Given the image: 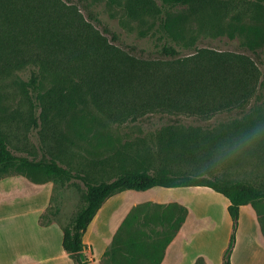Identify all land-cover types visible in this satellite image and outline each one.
<instances>
[{
    "label": "trees",
    "instance_id": "1",
    "mask_svg": "<svg viewBox=\"0 0 264 264\" xmlns=\"http://www.w3.org/2000/svg\"><path fill=\"white\" fill-rule=\"evenodd\" d=\"M159 1L180 5L189 0ZM93 20L99 22L64 0H0V81L16 85L32 105L28 112L0 117V174L27 167L61 184H84L83 205L63 229L62 246L76 264H87L81 257L84 236L112 196L157 186L208 187L229 200L232 234L223 264H232L242 206L256 210L264 233L259 210L264 176L253 180L237 171L240 178L233 177V168L242 165L264 170V113L248 112L261 84L259 66L250 56L212 49L181 57L169 45L161 49V58L137 56L134 47L118 44L117 33L106 25L100 30ZM25 69L31 71L29 82L17 77ZM88 104L109 124L133 123L154 114L168 116L169 122L141 143H127L105 158L75 166L53 157L30 159L11 149L17 118H27V125L39 120L55 136L63 119ZM234 110L242 117L204 124ZM182 116L204 125H187ZM137 206L105 253L108 263L161 264L187 219L186 207L178 203ZM142 213L144 226L152 228L149 233L139 231L144 228ZM135 223L138 227H131ZM159 226L163 231H156Z\"/></svg>",
    "mask_w": 264,
    "mask_h": 264
},
{
    "label": "rangeland",
    "instance_id": "2",
    "mask_svg": "<svg viewBox=\"0 0 264 264\" xmlns=\"http://www.w3.org/2000/svg\"><path fill=\"white\" fill-rule=\"evenodd\" d=\"M64 1L76 4L87 19L91 13L99 20H93L97 28L103 30L104 25L108 26L119 35L118 44L134 47L133 54L137 56L161 58L160 51L166 45L177 48L181 57L200 49L250 56L262 75L248 112L264 113V0H189L188 4L180 5H167L159 0ZM17 77L29 82L31 71L22 70ZM31 108L20 88L10 81H0L1 118ZM97 113L89 104L79 105L72 116L60 122V133L55 136L49 125L39 120L37 125L33 122L27 125V118H17L12 123L11 149L30 159L53 157L63 165L75 166L105 158L127 143H141L169 122L168 116L154 114L133 123L109 124L101 121ZM240 117L238 110L224 111L204 124L216 125ZM181 121L187 125L203 124L186 116ZM256 168V165L233 168V177L258 180L264 176V170ZM84 189L79 180L61 184L27 167L0 174V264H76L63 250L62 238L64 227L83 205ZM147 202L186 205L189 222L174 246L176 264L180 261V264H223L232 234L229 200L208 187L157 186L112 196L84 236L82 259L87 264H111L105 253L112 247L122 219L137 205ZM259 210L264 222V201ZM144 217L142 213L139 219L144 228L139 231L149 233L152 228L144 226ZM259 222L251 205L242 206L232 264L249 261L264 264ZM131 227H138L137 223ZM155 228L163 231L160 226Z\"/></svg>",
    "mask_w": 264,
    "mask_h": 264
},
{
    "label": "crops",
    "instance_id": "3",
    "mask_svg": "<svg viewBox=\"0 0 264 264\" xmlns=\"http://www.w3.org/2000/svg\"><path fill=\"white\" fill-rule=\"evenodd\" d=\"M155 202V201H154ZM158 202V201H157ZM171 202H174V201H170V203ZM160 203V202H159ZM181 203V202H180ZM163 204V203H162ZM183 204V203H182ZM181 205V204H180ZM183 206H186L185 204L183 205ZM228 206H229V204H228ZM256 211V210H255ZM98 215V214H97ZM128 216V214L126 215V217ZM257 216H258V214H257ZM125 217V218H126ZM125 218H123L122 219V221H121V224H120V226L122 225V223H123V221H124V219ZM95 221V220H94ZM93 221V222H94ZM189 222V219H188V217H187V219H186V222L184 223V225L182 226V228L180 229V231L178 232V234L176 235V237L174 238V240L167 246L168 247V251L167 252H165V254H164V258H163V261H162V263L161 264H176L177 263V261H176V259H177V257H175L176 255V252H175V244L178 242L177 240H179V237L181 236V234H183V232H184V229L186 228V226H187V223ZM260 223V222H259ZM93 224V223H92ZM91 224V225H92ZM91 227V226H90ZM90 227H89V229H90ZM259 228H260V239H261V242L262 243H264V233H263V231H262V228H261V224H259ZM88 229V230H89ZM62 241H63V238H62ZM100 241V240H99ZM62 248H63V246H62ZM167 249V248H166ZM63 250H64V248H63ZM181 262V261H180ZM180 262H178V264H180ZM248 264H255L254 263V261H249V263Z\"/></svg>",
    "mask_w": 264,
    "mask_h": 264
},
{
    "label": "bare ground",
    "instance_id": "4",
    "mask_svg": "<svg viewBox=\"0 0 264 264\" xmlns=\"http://www.w3.org/2000/svg\"><path fill=\"white\" fill-rule=\"evenodd\" d=\"M180 189H182V188H180ZM219 194V193H218Z\"/></svg>",
    "mask_w": 264,
    "mask_h": 264
}]
</instances>
